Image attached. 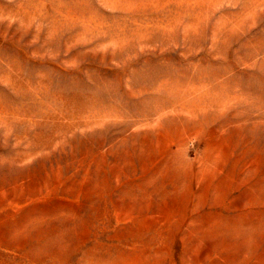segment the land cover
<instances>
[{
    "label": "rangeland",
    "instance_id": "1",
    "mask_svg": "<svg viewBox=\"0 0 264 264\" xmlns=\"http://www.w3.org/2000/svg\"><path fill=\"white\" fill-rule=\"evenodd\" d=\"M0 264H264V0H0Z\"/></svg>",
    "mask_w": 264,
    "mask_h": 264
}]
</instances>
